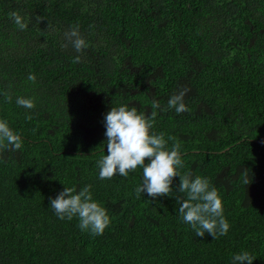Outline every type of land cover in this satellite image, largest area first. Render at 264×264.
Instances as JSON below:
<instances>
[{
	"label": "trees",
	"instance_id": "trees-1",
	"mask_svg": "<svg viewBox=\"0 0 264 264\" xmlns=\"http://www.w3.org/2000/svg\"><path fill=\"white\" fill-rule=\"evenodd\" d=\"M179 91L187 111L152 109ZM121 102L157 111L181 173L217 188L226 235L197 237L173 198L137 196L139 168L98 178L103 117ZM0 118L23 140L0 147V264H231L242 251L264 264V0H0ZM85 184L111 217L102 235L49 208Z\"/></svg>",
	"mask_w": 264,
	"mask_h": 264
},
{
	"label": "clouds",
	"instance_id": "clouds-1",
	"mask_svg": "<svg viewBox=\"0 0 264 264\" xmlns=\"http://www.w3.org/2000/svg\"><path fill=\"white\" fill-rule=\"evenodd\" d=\"M12 15L15 24L24 29L26 25L22 18L16 13ZM70 35L76 37L73 47L77 52L86 47L76 28ZM28 79L34 80L35 77L29 74ZM184 95V91L174 93L168 98L166 106L152 100V109L161 113L167 110H174L177 114L185 112L187 107ZM15 102L25 109L34 107L30 97H17ZM156 117L157 111L141 110L134 105L130 106V103L121 102L110 107L103 117L106 138L103 154L95 161L98 178H127L130 172L139 168L141 182L134 189L137 196H146L152 200L159 197L173 198L179 204L174 209L178 218L197 237H203L206 233L213 237L226 235L229 224L223 214V202L217 188L206 176L193 175L187 170L181 173V169L185 168L181 146L178 143L169 145L171 137L166 139L165 133L155 131ZM22 144L21 134L10 126L6 118H0V147L16 151L21 149ZM176 178L179 183L175 187L183 193V198L174 196ZM244 183L248 184L246 173ZM49 208L60 220L71 221L75 218L78 228L92 236L102 235L112 222L108 210L94 197L90 184L79 189L75 185L64 186L54 199H50ZM253 261V256L247 251L234 253L231 258V264H253Z\"/></svg>",
	"mask_w": 264,
	"mask_h": 264
}]
</instances>
